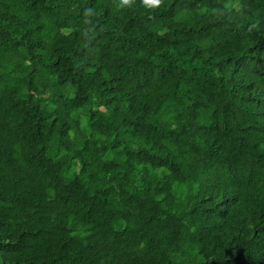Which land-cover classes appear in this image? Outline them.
I'll return each instance as SVG.
<instances>
[{"label":"trees","instance_id":"16d2710c","mask_svg":"<svg viewBox=\"0 0 264 264\" xmlns=\"http://www.w3.org/2000/svg\"><path fill=\"white\" fill-rule=\"evenodd\" d=\"M0 264H264V0H0Z\"/></svg>","mask_w":264,"mask_h":264}]
</instances>
